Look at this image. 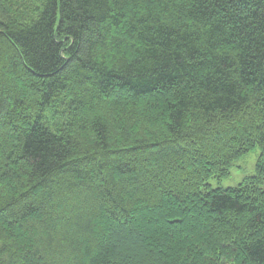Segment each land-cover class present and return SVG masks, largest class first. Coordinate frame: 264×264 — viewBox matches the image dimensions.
Instances as JSON below:
<instances>
[{"label": "trees", "instance_id": "trees-1", "mask_svg": "<svg viewBox=\"0 0 264 264\" xmlns=\"http://www.w3.org/2000/svg\"><path fill=\"white\" fill-rule=\"evenodd\" d=\"M263 180L264 0H0V264H264Z\"/></svg>", "mask_w": 264, "mask_h": 264}, {"label": "rangeland", "instance_id": "rangeland-1", "mask_svg": "<svg viewBox=\"0 0 264 264\" xmlns=\"http://www.w3.org/2000/svg\"><path fill=\"white\" fill-rule=\"evenodd\" d=\"M261 153V149L257 147L253 151L240 157L231 167L230 175L222 179L213 178L210 180L213 188L222 187L226 189L238 187L249 177L257 175V164L261 158ZM261 185L264 187V180Z\"/></svg>", "mask_w": 264, "mask_h": 264}]
</instances>
